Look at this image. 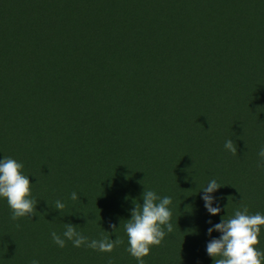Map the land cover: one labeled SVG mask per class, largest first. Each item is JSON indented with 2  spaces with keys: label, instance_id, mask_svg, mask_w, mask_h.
Here are the masks:
<instances>
[{
  "label": "trees",
  "instance_id": "1",
  "mask_svg": "<svg viewBox=\"0 0 264 264\" xmlns=\"http://www.w3.org/2000/svg\"><path fill=\"white\" fill-rule=\"evenodd\" d=\"M62 106L65 131L49 127ZM1 147L37 205L13 221L0 197V264H138L123 221L145 188L172 198L173 225L145 264H214L210 227L245 207L264 215V0H0ZM68 223L123 243L60 248L51 233ZM258 239L264 252V226Z\"/></svg>",
  "mask_w": 264,
  "mask_h": 264
},
{
  "label": "clouds",
  "instance_id": "2",
  "mask_svg": "<svg viewBox=\"0 0 264 264\" xmlns=\"http://www.w3.org/2000/svg\"><path fill=\"white\" fill-rule=\"evenodd\" d=\"M224 147L232 155L238 153L237 145L232 139L225 141ZM259 160L257 167L264 169V147L257 153ZM24 165L17 160L4 157L0 160V197L6 198L12 210L11 219L18 220L21 217H32L36 215L37 202L31 197V182L28 176L22 172ZM222 185L215 179L208 182L203 188V200L207 211L215 216L219 215L221 208L213 206L215 197L211 195ZM70 198L78 199L76 192H72ZM143 204L135 203L131 209V219L123 221V227L128 237L129 247L127 251L138 261V264H145L144 257L148 256L153 246H160L167 233L173 232V225L170 222L172 212L170 196L160 197L156 192L146 189L142 195ZM52 207V206H50ZM65 203L56 200L54 209L63 216ZM211 224L212 222L209 221ZM19 226V225H17ZM261 226H264V215L260 213L250 214L247 207L237 210L234 216L222 222L214 224L208 229L211 236L213 231L221 233L219 238H212L206 246L207 254L214 258V264H262L264 252L255 247L259 243ZM114 230L116 225H112ZM52 241L60 248L65 247L66 240L72 242L74 247L87 246L93 250L103 253H111L123 241L117 236L115 240L104 237L100 240L89 241L82 233L76 230V226L65 224L63 238L55 231L51 233ZM32 264H39L33 260Z\"/></svg>",
  "mask_w": 264,
  "mask_h": 264
},
{
  "label": "rangeland",
  "instance_id": "3",
  "mask_svg": "<svg viewBox=\"0 0 264 264\" xmlns=\"http://www.w3.org/2000/svg\"><path fill=\"white\" fill-rule=\"evenodd\" d=\"M73 97H75L74 95H71V97L70 98H73ZM79 102H80V105L79 106H77V111L79 112V111H84V112H92V110H93V106L91 105V103L89 102V101H87L85 98H84V96H79ZM55 110H58V108H55ZM62 111L64 112V113H60V111H57V114L55 115V116H53V118H52V120H51V122H50V125H49V127H51L52 129H58V130H61V131H65L66 130V120H65V118L63 117L64 116V114H66L67 115V113L69 112V108L68 107H64V106H62ZM1 155H2V157H0V158H4V157H11V152L9 153L7 150L5 151V149L4 148H2L1 147ZM40 154L41 153V151H36V153H35V155L36 154ZM29 154L31 155H33L34 154V152L32 151V150H27L26 149V151H25V155L27 156V157H29ZM31 157V156H30ZM39 166V165H38ZM31 168H32V170L33 169H35V167L33 168L32 166H31ZM0 229L3 231V230H7L6 229V226L4 225V223H2V224H0ZM5 246H6V243H5ZM19 256V255H18ZM16 257L17 259L16 260H19V261H13V262H11V263H9V264H20L23 260H24V258L23 259H20V257Z\"/></svg>",
  "mask_w": 264,
  "mask_h": 264
}]
</instances>
